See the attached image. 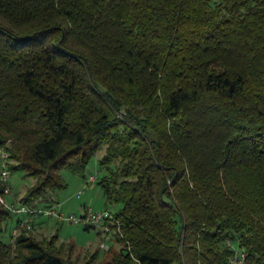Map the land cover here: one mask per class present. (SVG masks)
I'll list each match as a JSON object with an SVG mask.
<instances>
[{
	"label": "trees",
	"instance_id": "1",
	"mask_svg": "<svg viewBox=\"0 0 264 264\" xmlns=\"http://www.w3.org/2000/svg\"><path fill=\"white\" fill-rule=\"evenodd\" d=\"M0 147L30 206L105 149L120 244L7 239L0 202V264H264V0H0Z\"/></svg>",
	"mask_w": 264,
	"mask_h": 264
},
{
	"label": "rangeland",
	"instance_id": "2",
	"mask_svg": "<svg viewBox=\"0 0 264 264\" xmlns=\"http://www.w3.org/2000/svg\"><path fill=\"white\" fill-rule=\"evenodd\" d=\"M104 152L105 149H102L91 158L86 169L85 176L79 173H75L69 169L62 170V175L65 182L67 183V186L57 191L56 199H58V201L56 202V204L64 211L75 212L79 214L82 211L80 207L83 202H86L87 205L92 206L94 210L98 211L106 207V197L104 195L103 188L98 183L99 178L108 173L106 167L101 168L100 166V159ZM10 162L14 161L9 157V153L6 150V147H0V172L1 169L4 166H8ZM110 165L112 166V168H116L118 165V161L114 160L112 163H110ZM90 175H97V180L94 183L87 185L86 178H88ZM1 181L2 178L0 177V182ZM8 181L12 188V194L9 196V198L19 199L23 195H25L30 187L35 184L36 179L32 176H26L20 170H16L13 172L11 171ZM79 191H82L81 196H78ZM14 195H16L17 198ZM65 202H67V206L64 207ZM109 207L112 210H116L118 208V205H111ZM15 220L16 219H11L7 223V239H10V231H12L14 225L16 224ZM49 220L52 226H57L58 228L60 239L58 240L57 244L60 245L61 242H63L62 246L65 252H67V250L69 249L70 244H74L72 255L78 258L81 263L85 262L88 259L90 253L94 252L97 249L101 251L100 259H107L108 256H111V251L117 250V248L120 247V244L117 242L115 243V245H111L112 247H109L108 241H102V239H100L102 238L101 235L99 236L98 234L99 228L85 229L84 225H80L77 223L63 222L57 224L58 221L54 218H49ZM48 228L50 227L48 226ZM48 228L42 230L41 232L43 233L39 234V237L48 238L57 231L55 229ZM109 239L110 237H108L106 240ZM72 241H74L75 243ZM90 241L98 244L93 245L90 248L77 246L89 244ZM101 248H103L104 251Z\"/></svg>",
	"mask_w": 264,
	"mask_h": 264
},
{
	"label": "built area",
	"instance_id": "3",
	"mask_svg": "<svg viewBox=\"0 0 264 264\" xmlns=\"http://www.w3.org/2000/svg\"><path fill=\"white\" fill-rule=\"evenodd\" d=\"M11 169L8 166H4L1 169L0 177L5 185L0 189V202L10 209L16 216V224L12 229L14 235L20 233L22 230H30L33 228L41 217L54 218L58 222L77 223L80 225H92L101 229L105 234H112V224L116 222L114 213L104 208L102 210H94L92 206L86 205L81 213L66 212L60 208L56 203L49 205L30 206L24 202L21 198L10 199L12 194V188L9 184V176ZM97 180V175H90L86 178V184L89 185ZM82 191L78 192V196H81ZM118 230H120L118 228ZM104 245V244H103ZM226 246L229 247L232 253L228 256L224 264H249L247 262V253L242 247L237 245L231 238L226 240Z\"/></svg>",
	"mask_w": 264,
	"mask_h": 264
},
{
	"label": "crops",
	"instance_id": "4",
	"mask_svg": "<svg viewBox=\"0 0 264 264\" xmlns=\"http://www.w3.org/2000/svg\"><path fill=\"white\" fill-rule=\"evenodd\" d=\"M92 184V183H91ZM15 197H16V195H14ZM17 198V197H16ZM67 202H65L64 203V207L65 206H67V204H66ZM87 205V203L86 202H83L82 204H81V207H80V209L81 210H83L84 208H85V206ZM57 224H60V223H57ZM48 226L50 227V228H48ZM36 229H37V232H38V234H41V233H43V232H41L42 230H44V229H55V230H57L58 231V228H57V226H52L51 224H50V220H49V218H40L38 221H37V224H36ZM53 227V228H52ZM85 229H87V228H85ZM100 230L98 229V234H99V236L101 235V237L102 238H100V239H102V241L103 240H105V241H108V243H109V245L112 243L111 241H109V240H106L107 238H108V236H105V234L102 232V233H100L99 232ZM59 232V231H58ZM99 239V240H100ZM62 240V239H61ZM99 240H98V243H99ZM72 242H74V241H72ZM75 243V242H74ZM98 243H96V244H98ZM95 244V242H89V244H86V245H77V246H79V247H87V248H90L91 246H93V245H96Z\"/></svg>",
	"mask_w": 264,
	"mask_h": 264
}]
</instances>
